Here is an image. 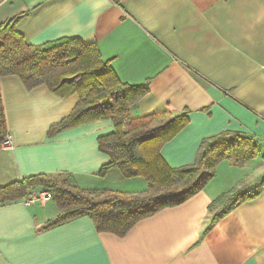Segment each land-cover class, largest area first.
<instances>
[{"label":"crops","instance_id":"crops-1","mask_svg":"<svg viewBox=\"0 0 264 264\" xmlns=\"http://www.w3.org/2000/svg\"><path fill=\"white\" fill-rule=\"evenodd\" d=\"M9 21L28 45L95 44L123 85L146 88L130 118L187 113L188 125L160 150L170 168L193 164L203 139L238 133L256 142L258 154L229 189H253L264 178V0H0V24ZM0 97L12 140L0 149V187L66 173L84 191L146 189L129 186L142 181L118 170L99 176L109 158L98 138L114 132L109 120L49 135L77 95L27 90L6 76ZM205 189L122 237L99 233L87 217L45 228L58 216L53 201L0 205V264H264V187L214 223L208 206L219 195Z\"/></svg>","mask_w":264,"mask_h":264},{"label":"trees","instance_id":"trees-1","mask_svg":"<svg viewBox=\"0 0 264 264\" xmlns=\"http://www.w3.org/2000/svg\"><path fill=\"white\" fill-rule=\"evenodd\" d=\"M6 76L17 77L27 90L44 86L58 97L77 95L76 108L51 127L49 135L109 120L114 132L98 138V150L109 158L99 176L103 178L107 171L114 169L125 179L140 178L146 184V189L137 195L84 191L77 187L72 175L63 173L35 175L0 187V205L23 200L38 188L48 190L58 216L45 228L87 217L99 233L122 237L138 221L164 208L178 206L204 190L222 161L228 160L234 167L242 168L258 154L257 144L251 138L238 133H219L201 141L193 164L170 168L160 150L188 125L187 113L174 116L154 133L133 132L136 127L132 123L142 127L141 122L162 115L130 118V108L144 95L146 88L123 85L102 61L95 44L62 39L40 46L28 45L10 21L2 23L0 78ZM6 134L0 97V144ZM263 187L264 178L255 188ZM259 195L246 187L219 195L208 206L210 213L217 206L222 207L214 212L213 223L226 215L232 205L252 201Z\"/></svg>","mask_w":264,"mask_h":264},{"label":"rangeland","instance_id":"rangeland-1","mask_svg":"<svg viewBox=\"0 0 264 264\" xmlns=\"http://www.w3.org/2000/svg\"><path fill=\"white\" fill-rule=\"evenodd\" d=\"M173 117L174 116H171V115L170 116L169 115H162L159 117L149 118V119L141 122L144 124V126H142V127L141 126L137 127L136 122H134V123H132V126L136 127V128H134V130H132V131L133 132L141 131L140 133H142V135L146 134V133L149 134L151 132L154 133V131H156V129L163 127V126H166L168 123H170L172 121ZM126 138H128V137H126ZM231 166L234 167L233 164L228 160L222 161L221 163H219L216 166L215 176L213 179H211L208 182L206 189H205V193L221 195V194L226 193L227 191L232 190L234 188L237 190L243 188V186L242 187L240 186L238 188L234 187L232 189H229L233 180L239 179L242 176V174L247 170V167H244V168L242 167L243 170H241V168H237V167L231 168ZM247 172H248V170H247ZM140 181H142V182H139L136 180L135 184L133 182L129 186H131V187L134 186L136 189L137 187H139V185H140L139 183H141V184L144 183L143 179H140ZM252 190L254 192V191L258 190V188L254 187ZM250 192L251 191H249V193ZM221 209H222L221 206H217L212 213L214 214V212L220 211Z\"/></svg>","mask_w":264,"mask_h":264},{"label":"built area","instance_id":"built-area-1","mask_svg":"<svg viewBox=\"0 0 264 264\" xmlns=\"http://www.w3.org/2000/svg\"><path fill=\"white\" fill-rule=\"evenodd\" d=\"M11 147H12L11 137L8 134H6L0 144V149L7 150L10 149ZM51 201H52V194L48 190H41L32 193L27 197H25V199H23L24 204L28 206H35V205L45 206Z\"/></svg>","mask_w":264,"mask_h":264}]
</instances>
